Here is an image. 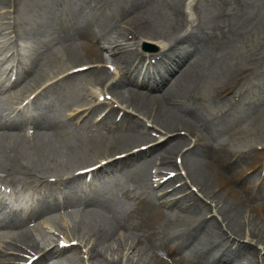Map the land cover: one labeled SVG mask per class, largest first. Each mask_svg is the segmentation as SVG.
<instances>
[{
	"label": "bare ground",
	"instance_id": "bare-ground-1",
	"mask_svg": "<svg viewBox=\"0 0 264 264\" xmlns=\"http://www.w3.org/2000/svg\"><path fill=\"white\" fill-rule=\"evenodd\" d=\"M127 2V10L128 12L130 11V15H127L128 20L125 23L122 21L124 24H127L128 22L126 29H124V24V26H116L113 24L111 12L106 4L103 5L99 11L96 8L92 10L90 14L79 16L77 22L72 21L69 25L64 24V30L67 34H64L63 32V34L59 33V37H55L54 39V41L58 43L57 48L62 51L61 59H54L53 57L55 56V53L53 54L52 50L49 51L50 49L47 50L48 43L46 45L44 40L40 41L38 43L40 52L36 53L34 59L21 68L16 77V81L10 83L11 86L9 87H13L18 79H27V81L30 82H35L40 79L43 76L41 74L46 73L47 67L50 64V59L57 60V65H54L55 67L51 68L60 69L62 66H65V69L62 71L66 70V68L69 69L78 65L88 64L86 70L71 73L65 76L64 80L78 76L83 79L82 76L84 75L89 77L90 81L104 85L106 79H108V75H106V70L102 67H94L93 63L101 61V50L99 52L95 43V37L97 36L92 32L93 26L95 27L94 29H108L110 33L107 32L103 39L109 46L108 48H111L113 45L111 50L116 51V54L119 53L116 56V60H113L120 62L122 64L121 69L128 72H125V75H118L119 77L114 81H109L110 92L112 94L107 90L106 92L112 96V99L122 101L127 105V108H130V110L134 111L136 114L141 115V117L148 119L150 123L164 132H175L179 129L183 130L187 136L195 138L193 146L181 156L184 160L183 164L187 167L185 171L187 170L186 178L188 182L191 186L196 187V191H198L202 199L206 198L209 200L210 207L212 205L211 208H213L215 215L219 216V223L227 232L230 234L232 232L240 237L245 230H247L249 240L254 239L256 243L263 245L264 233L260 231V228L264 227V205L261 208H259L258 205H252L254 197H252L251 189H248L243 183H239L238 180L234 179L231 171L228 170V168H225L228 167L226 166L228 158L224 162V157L232 152L225 148L224 144H218L216 138H214L209 132V128L211 127L208 122L203 118L200 119L197 117L194 113L195 109L193 110L192 107H187V105H185L186 100L182 96L189 89H187V85L190 84V80L198 81L201 80L202 77L204 78L206 69L209 68L214 60V55H212V53L215 50L212 52L209 51V49L204 48L211 41L207 40L202 42L200 36L194 34L193 31L190 30L177 38L174 45L175 48H169L168 46L164 47V45H161L163 44L162 42L159 43L160 51L155 54L158 57L153 63L157 64L159 61H170V65L164 67L163 72L158 75L154 81H138L136 79V74L134 73V68H130L131 64L129 65L127 60L130 61L132 58H137L139 61L141 58L140 56L135 55V51H130V49H127L126 46H124L127 44L126 36L127 34H135L137 31L136 29L150 30L151 25L153 24H151V22L154 21V17H156V14L160 11L157 12L158 5L156 6L154 3L151 4V0H129ZM1 3H4V0ZM170 5L171 6L165 5V7L169 8L171 11L173 10L174 13H177L176 11H178L175 15L174 21L177 29L181 30L184 26L183 17L185 16L182 17L181 12L178 10L180 5ZM41 7L38 9H41ZM65 9L67 8L65 7ZM250 15L251 14H241L237 16H242L248 19ZM68 17H71V15L69 14ZM134 25H137L138 28L133 29ZM48 29L49 28H47V30ZM171 30H173V28ZM95 31L96 30H94V32ZM146 36L148 37L149 35ZM177 44L182 45V48L176 49ZM172 48H174L175 51ZM52 49L55 48L52 47ZM172 50L173 53L170 54ZM39 58L42 60L41 67L39 66ZM187 58L191 59L187 61L185 67L177 70L179 64ZM206 60L208 61L206 62ZM74 61L79 64H75ZM66 65L69 66L66 67ZM86 81L84 80V82ZM201 81H203V79ZM192 86L194 87L193 84ZM49 89L51 90V88ZM221 89L216 90L215 94H220ZM82 90H84V88ZM22 91H24V88L17 90L16 94H20ZM48 98H46V100H48ZM49 101H46V103ZM65 101H67L66 98ZM48 105L46 104V106ZM92 112L93 110H90V114H92ZM255 113L256 112H254V114ZM111 116V108L96 124H93L90 121V116H86V118H84L79 124V134L76 133L77 130L75 133L68 130L67 123L65 124L66 120L61 117L50 116V113L39 112L32 118L20 117L3 119L0 117V158L2 157V162L8 166L1 167L0 165V173L4 174V179L7 183L14 186L18 184L24 185L32 183L33 180H28V178L37 177L40 179L45 174H49L50 176H54V179L60 180L58 175H60V172H67V169L61 170L63 167H57V165L52 162L53 160L50 161L47 157H44V166L41 164V157L46 154L47 150H49L50 153L54 152V154L58 153L59 155H62L64 150L65 154L67 153L68 158L63 157L59 164L66 166L76 165L80 161L101 155L100 158L105 159L106 162L103 165H100L98 169L116 168L119 173L129 175L128 179L131 183L143 179V175L137 172V170L144 169L147 163L150 164L152 161H156L158 163V168L160 169H165L166 166L172 167L175 165L170 162L169 158L173 155L174 160L175 154L179 151L180 146L185 144V139L182 138L181 135L175 133L173 134V137L166 138L143 151L126 155L124 159L109 160V158L113 156L112 152L108 153L111 149L125 146V148H122L124 151L128 148L130 149V147L136 142H138L137 145H139L140 143L153 140V138L138 130V128L141 129L140 125L138 124L137 126L135 121H133L128 114L122 113L118 122L112 121ZM211 126H213V124ZM224 127L225 125L222 126V128ZM24 130H27L29 136L25 135ZM71 135L73 136L72 140H69L70 143L63 141L66 137ZM45 138H47V140H45ZM51 142H56V144L51 145ZM46 146L47 149H45ZM248 154L250 155L252 153ZM47 155H49V153ZM48 160L50 166H47ZM96 161L98 162L99 159L93 160L92 163L81 165L77 168L93 165ZM68 169L70 170L69 167ZM141 182L145 184L143 181ZM184 191L185 190H183V192ZM120 192H122L123 196L127 199H130V197L133 196L131 197L133 204L128 211H124L122 207L119 206L120 204L118 205L115 202L116 200L114 201L113 199L106 197L105 194L101 193L99 190H93L86 193L82 198L70 194L65 197L61 203H40L26 209L25 211L8 210L4 215H2L0 211V226H19L23 228V225L27 223V221H31L40 215L64 207H77L78 209L76 211H64L63 213V215L68 217L79 214L77 222H75L69 231H64V234L71 238H76L83 247H86V256L88 259L96 262V264H225L227 261L236 257H241L245 262L244 264H253V262H256L257 252L250 249L249 245H236L235 248H232L235 243L234 241H231V245L224 247L225 245L218 242L214 230L201 228V226L195 222L196 220L194 221L191 213L198 211L200 215H205L206 207H204V204L201 205L198 198L191 193H186L185 196H181L180 198L158 202L156 198L149 197L150 195L148 196L147 193H145L144 196L140 193L132 194L130 196L129 191L124 188ZM147 192L149 193L148 190ZM262 201L264 202V198H262ZM163 206H166L167 208L170 207V209L164 210ZM170 214L172 215L171 217H173L174 214L175 216H178L179 226H176L175 223L169 222ZM246 218L247 222H245ZM215 220L209 219L207 221L208 223L211 222L212 227L218 232V236L221 230L220 227L216 228L215 225L217 222ZM117 233L120 235L119 244L117 243L119 250H124L127 253L129 252V256H127L126 259L123 253L118 259L116 258L117 256L108 259L106 252H102V249L108 245V242L115 239ZM130 237L131 239L128 241ZM16 243H19L30 250H35L37 248V243L32 238L31 234L27 233L25 229H21L15 239L8 241L3 249L0 250V264H17L16 261L22 259L20 255H13L11 252H6L19 250ZM112 245L114 244L112 243ZM110 247L108 248L110 249ZM66 248H70V245L66 246ZM64 249L65 248H58L57 245L53 246L41 256H38L34 264H43L47 257L63 254ZM115 250H110V252L114 253ZM73 253V249L70 248L68 255H72ZM68 255H62L65 256L62 258H68ZM62 258H59L56 261L53 260L48 264H58L59 260ZM260 258L262 257L260 256ZM123 259H125V261Z\"/></svg>",
	"mask_w": 264,
	"mask_h": 264
},
{
	"label": "rangeland",
	"instance_id": "rangeland-1",
	"mask_svg": "<svg viewBox=\"0 0 264 264\" xmlns=\"http://www.w3.org/2000/svg\"><path fill=\"white\" fill-rule=\"evenodd\" d=\"M127 1H129V0H111L112 5H113V9H114V11H112V15H113L112 22L116 26L123 25L128 20V16L130 15V13H129L130 11L128 12V10H127V6H128ZM151 1H152L151 4L154 3L156 6L158 5L157 6L158 7L157 12L160 11L156 14V17H154L155 22L154 21L151 22V24L152 23L153 24L155 23V24L154 25L152 24L150 30H148V31L137 29L139 34L137 35L136 38L129 39V42H128L129 47H126V48L127 49H134L136 47V44L138 43V39H141L143 41H146V43H148V46H149L146 49V55H153V54L155 55V54H157L156 52L159 49L157 47V45H159V43L162 42L163 44H161V45H164V47L168 46L169 48H171V47L175 48L174 45H175V41L177 40V38L181 37V35L183 33L189 32L188 29L193 31L194 34L199 35L201 39H202V37H206L211 41L209 44H207L204 47L206 49H209V51H212V52L215 50L212 53V55H214L213 56L214 60L212 61L209 68H207L208 70L206 69V71H205L206 72L204 74L205 79L202 77L201 80L203 79V81L193 80L194 83L192 80H190V84L187 85V89L188 88L189 89L182 96L186 100L185 105H187V107H192L193 110L195 109V111H194L195 115L197 117H199L200 119L203 118L204 120H206L208 122L209 126L211 127V128H209V132L212 134V136L214 138H216V140L218 141V144H224L225 148H227L230 152H232L231 154L226 155L224 157V162L228 158L226 161V166H228V167H225V168H228V170L231 171V174L234 177V179L238 180L239 183H243L246 187L248 186V189H251V193L253 195L252 197H254L252 205H254V206L258 205V207L261 208L264 205V202L262 201V198H264V0H151ZM156 1H158V2H156ZM187 1H189V8H190L191 14H192V19H190V20H189L188 16H186V14H185V16L188 18L189 21L186 19V17H183L184 13L182 11L184 8V5H186ZM1 2H3V0L0 1V58L2 55L1 51L5 48L6 49L10 48L11 51H15V53L16 52L19 53L20 63H21L20 67L22 65L27 64L32 59H34V57L36 56V53L40 52L39 48H38V46H39L38 43L40 41H43V40L46 43V45L48 43L47 50L50 49L49 51L52 50V53L53 54L55 53L54 54L55 56L53 58L57 59V60L61 59L62 51H60L57 48L58 43H56V41H54L55 37L57 38V37H59L60 34H63V33L67 34V32L64 30V24L69 25L72 21L77 22V18L79 19V15H78L79 10H81V9L87 10L88 9L87 7H85L86 4H88L87 0H85V1L84 0H55V1L54 0H9V2H6V0H4V3H1ZM90 4H92V2H90L88 4V6H90ZM170 4H175L177 6L180 5L179 11L181 10L180 12L182 14L183 23H184V26L181 28V30L177 29L176 23L174 21L175 15L177 13H174L173 10L171 11L169 8L165 7V5L171 6ZM40 7L43 10V12L41 9H38ZM65 7L67 9H65ZM60 8H61V10H60ZM163 8H165L166 10ZM168 9H169V11H168ZM57 11H59L60 13ZM61 11H62V13H61ZM115 11H116V13H115ZM55 12H56V15H55ZM69 14L71 15V17H68ZM163 14L165 17L163 16ZM241 14H243V15L251 14L252 16L250 15V17L248 19H246L242 16H237V15H241ZM155 18H159V19H155ZM240 19H241V21H240ZM150 20H152V19H150ZM185 20H186V22H185ZM60 21H63V22H60ZM158 21H159V23H158ZM169 23L171 24V26ZM237 24L239 25V27ZM124 25H123L124 29H126L128 22H127V24H124ZM152 26H154V27H152ZM159 26H161V27H159ZM136 27H137V25H136ZM47 28H49V29L47 30ZM94 28L95 27L93 26V32L92 33H94V35L97 36V37H95L98 39V43H99V46H97V47H98V50L99 49L101 50V52H100V50H99V52L101 53V57H103L101 60L105 59V61L110 62L115 67V70H114L115 75H112L110 78L108 76V79H106V81H105L104 87L101 88L103 91L107 90L110 92V85H109L110 82L114 81L116 78H118L121 75H125V72H128V71L121 69L122 64L120 62L114 61V60H116V56L119 53L116 54L115 53L116 51H112V50L109 51L108 50L109 46L106 44V41L103 39V37L106 36L107 32L110 33L108 31V29L103 30L101 28H98V29H94ZM172 28H173V30H171ZM61 30H63V31H61ZM94 30H96V31L94 32ZM169 31H171V32H169ZM10 32L12 34H14L15 38L12 37V34ZM152 32H154V33L151 34ZM217 32H218V34H217ZM159 33L160 34L162 33V34L160 35ZM144 34H145V36H144ZM156 34H158V35H156ZM171 34H172V36H171ZM207 34H210V37H208ZM146 35H149V36L147 37ZM221 37H223L224 39ZM178 45H179V47H178ZM152 46H153V48H152ZM52 47L55 48L57 51L55 49H52ZM174 48H172V49L175 51ZM178 48L181 49L182 45L177 44L176 49H178ZM40 50H42V49H40ZM173 50L170 52V54L173 53ZM144 51H143V54H144ZM22 53H24V55ZM135 55H136V53H135ZM190 59L191 58H189V59L187 58V59L183 60L179 64V67H177V70L182 69V67L184 68L187 61ZM57 60H53V59L49 60L50 64L47 67L48 72L43 73V74H45L44 79L50 77L51 75H55L56 73H58V71H60L59 68H51V67H55L57 65ZM134 60L135 59L132 58L130 61L127 60V62L130 65V63L133 62ZM207 61L208 60H206V62ZM74 62H75V64H78V62H76V61H74ZM166 62L168 64L167 63H161L160 65H158L157 67L154 68V71H160L164 67H167L168 65H170V61H166ZM41 63H42V60L39 58V66L40 67H41ZM134 66H139V64L135 65V62H133L132 65L130 66V68H134ZM48 68H51V69H48ZM0 69H1V63H0ZM141 72H143V74H145V78H144V80H145L146 79V71L144 70V68L141 69ZM43 74H41V75H43ZM205 75H207V76H205ZM82 77H83V79L78 76V77L69 78L67 80H63V81L59 82L58 84H56L59 88L56 85H53L54 87L53 86L50 87L51 90L50 89H48L47 91L45 90V93L43 95H40V97L38 98L37 105H35V108H37V109L40 108L43 110L45 109V111L50 113V116H55V117H61V115L59 114V110H58V109H61V110H63L62 115L66 116V117L68 116V117L73 118L74 116H71L70 111L72 110V108L77 107L78 104H75L76 106L71 105V104L73 102L77 101L78 99L81 100L80 99L81 94L83 95V93H84V94L89 95L90 88L93 86H96L95 84L90 86L91 82H88L89 77H86L84 75ZM0 80L3 81L4 79L0 78ZM79 80H81V81H79ZM84 80L85 81L87 80V81L84 82ZM41 81H42V79L39 82H41ZM199 82H201V83H199ZM22 83L24 84V80L19 81L16 85L20 86V85H22ZM61 84H62V86H61ZM192 84L194 85V87L192 86ZM195 84H197V85H195ZM35 86L36 85H32L31 87H29L27 85V90H31ZM80 86H82V87H80ZM225 86H227V87H225ZM83 88H84V90H82ZM98 88H99V86H98ZM221 88H223V89H221ZM9 89H12V88H9ZM75 89H77V90H75ZM219 89H221L220 94H218V95L215 94V91L219 90ZM74 90H75V92H74ZM189 90H191V91H189ZM186 93H187V95H186ZM4 94H6V92ZM4 94H2V93L0 94V98H2L1 103L4 106H7L8 104L13 103L16 99L18 100V98L14 97V96L11 97V96L4 95ZM188 94H189V96H188ZM88 97H87V100H88ZM185 97H187V98H185ZM46 98H48V100H46ZM65 98L68 102L65 101ZM69 100H71V101H69ZM87 100L85 101L86 103L83 106H92L93 103H91L90 100H88V101ZM46 101H49V102L46 103ZM41 103H43V104H41ZM46 104L47 105L49 104L48 105L49 107L46 106ZM115 104H117V106H118L116 109L121 108L124 111L129 112L128 115L130 116V118L134 119L135 121H137L140 124L142 131L147 132V129L143 128V121L145 120V118L141 117V115H139V114L131 112L132 110L130 111L129 110L130 108H126L125 106H127V105L125 103H123L122 101L118 100L115 102ZM68 106H70V107H68ZM247 109H248V111H247ZM51 111H52V113H51ZM254 112H256V113L254 114ZM84 114H85V112L79 118H82L84 116ZM251 115H252V117H251ZM2 117H4V116H2ZM93 117H94V114L92 115V120H93ZM112 119H113V115H112ZM248 120L253 124H251ZM219 123H221V124H219ZM65 124L68 126V130H71L74 133L77 130L76 133L79 134V128L72 129L71 127H69V124L72 125L71 121H67V122H65ZM212 124H213V126H211ZM151 125L156 130H158L160 132V134H162V133L164 134V136H165L164 139L169 138V137L171 138V137H173L174 133L176 134L177 131H180L178 129L175 132H164L163 130L159 129L155 125H153V124H151ZM224 125H225V127L222 128V126H224ZM228 128H230V129H228ZM151 129H153V128H151ZM181 131L183 132V134H180V135L182 136V138L185 139L184 140L185 144L183 146H180V149L176 153L177 155L175 154L176 155L175 157H178V154L182 156L183 153H185L187 150H189L193 146L194 139H195L192 136H187L183 130H181ZM215 132H217V133H215ZM227 132H228V134H227ZM73 135L66 137V139H64L63 141L70 143L69 140H72ZM77 137H78V135H77ZM45 140H47V138H45ZM55 144H56V142L55 143L51 142V145H55ZM122 148H125V146H123L121 148H117V149H111L108 153L114 152V151L115 152L121 151ZM45 149H47V146L45 147ZM48 153H49V155H47ZM52 153H53V155H52ZM52 153H50L49 150H47L46 154L42 156L43 158L41 157L42 166H44V164H45L44 157H47V159H49L50 161L53 160L52 162L55 165H57V167H59V168L63 167L61 170H63V169L69 170L68 167L70 169H73L76 166L80 165L81 162H82V164L87 163V162L93 161V159H97V157L101 156V155H99V156H96V157L91 158V159H85L86 161L85 160L80 161L76 165L74 164L71 166L70 165L66 166V165H62V164L60 165L59 164V162L62 160L63 157L68 158L67 153L65 154L64 150L62 152V155H59L58 153L54 154V152H52ZM248 153H252V154L249 155ZM58 157H60V158H58ZM229 157H230V159H229ZM169 159H170L171 163H174L173 155L170 156ZM49 160L47 161V166H50L48 163ZM250 161H251V163H250ZM183 162H184V160L181 157L180 162L175 163V165L173 167H170L171 169L177 167V170H176L177 177L174 178V181L180 182L181 184L179 186L181 188H183V189H181L180 187H178L177 192L180 194H182L184 192L185 193H191L193 196L197 197L199 202L201 203V205L204 204L205 205L204 207H206L205 218H207V220H209V219L215 220L216 219L215 221L218 224V225L217 224L215 225L216 228L219 227V225L221 226V224L219 223L220 222L219 216L215 215L213 208H211L212 205L210 207V203L208 204V202L206 200L202 199L201 195L198 193V191H195V190L191 191V189H189V187H187V185H190V183L188 182V180L186 178L187 170L185 171V169L187 167H186V165L183 164ZM152 163H153V161H152ZM242 163H244V164H242ZM150 164L147 163L146 166L144 167V169L137 170V172H139L140 174L143 175V179H139V180L135 181L134 183H131L130 180L128 179L129 175L122 174V173H117L115 175V172L113 170H107V172H105V174H104L105 178L104 177H98V176L93 177V184L94 185L97 184L96 187L97 188L99 187V189L106 196H109L114 201L116 200L115 202H117L118 205L120 204L119 206L122 207L123 210L128 211L129 207L131 206L130 204H132V200H131V197H133V196H131L132 194L140 193L142 196H144V194L147 193L148 196L150 195L149 197H151L153 195L152 191H150L151 194H150V192L149 193L147 192V190L150 189L149 180L147 178V176H148L147 174H149V169L151 166ZM0 165L2 166L1 163H0ZM239 167H241V168H239ZM152 168L155 169V167H152ZM179 168H182V170L184 172L183 180L185 182H183L182 179L180 178V176H178L179 171H180ZM165 171H167V170H165ZM165 171H163L162 173H164ZM180 172L183 175V172L182 171H180ZM66 174L67 173H63V175H66ZM110 176L113 178H111ZM232 176H230V177H232ZM28 179H30V178H28ZM122 180L124 183L122 182ZM102 181L104 184L102 183ZM141 181H143L145 184H143ZM77 183L79 184V181H77ZM135 186H136V188H135ZM138 186H140V187H138ZM173 187H174V184H170L169 188H173ZM123 188L127 189L129 191V195L131 196L130 199L125 198L123 196L122 192H120V191H122ZM195 189H196V187H195ZM183 190H185V191L183 192ZM140 191H142V192H140ZM159 191H157L158 195L160 193ZM175 194L176 193H174L172 196H168V197H167V194H164L161 196V199L162 200L170 199L173 196H175ZM77 209H78L77 207L72 208L73 211L74 210L76 211ZM164 209L168 210V208H166V207ZM171 214L169 217V222L175 223L176 226H179L178 216L176 215L177 216L176 217L174 214L173 217H171L172 216ZM191 215H192V218L194 219V221L196 220L197 222H199L200 225H203V227L205 229H209V230L212 229V230H214L215 235L218 234V232L215 231V228L212 227L211 222L208 223L207 220H204L203 218H201L200 217L201 215L198 211H194L193 213H191ZM78 218H79V214L73 215V218L63 215L61 218H59L58 216L53 217L52 221L40 220L39 222H43V223L50 224L53 226H57L59 224L61 228H64V224L67 223L68 221H71L72 225L67 230V231H69L72 228V226L75 224V222H77ZM43 219H45V218H43ZM245 222H247V218L245 219ZM32 224L35 227L34 230H36L38 228L37 223L32 222ZM67 225H68V223H67ZM61 228H58V231L62 232L64 234V231L63 230L61 231ZM17 230L18 229L16 227H4V228L0 227V246L4 242H6L5 240L11 239L12 237L14 238L16 236V234L19 233V231L17 233ZM260 231L262 233H264V227L260 228ZM33 233L35 235L36 231H34ZM118 233H117V236L115 237V239L109 241L108 245L104 249H102L103 250L102 252H104V251L106 252L108 259H111V257L115 258L116 256H117L116 258L118 259L119 257H121L122 253H123V255H125V259L127 256H129V252L127 253L124 250H119V246L117 245V243L120 241L119 240V238H120L119 234L120 233L119 234ZM219 235H222V236H217V240H218V242L221 240H224V242L222 243V245H225L224 247L231 245V241H234V243H235L232 248H235L236 245H241V246L242 245H249L250 249H253L257 252L256 260H255L256 262H253V264H264V261H263L264 256L262 254L264 252V246H263L264 244L263 245L258 244L254 241V239L249 240V237L247 236V230H245V232L241 235L242 237L236 236L232 232L230 234L225 229L223 232L220 231ZM229 235H232V238H230L231 236L229 237ZM130 239H131V237L128 239V241ZM115 242H116V244H115ZM112 243L114 245H112ZM110 245H111V247H110ZM108 247H110V249ZM113 247H115V248H113ZM84 248L86 251V247H84ZM110 250H115L117 252L114 251V253H113V252H110ZM115 253H117L118 255ZM13 255H17V254H13ZM41 255H39V256H41ZM260 256L262 258H260ZM55 259H56V257H49V258L44 260L43 264L45 262H49V260L53 261ZM125 259H123V260L125 261ZM63 261H65V260H63ZM71 263H68V264H71ZM244 263L245 262L243 261V259L241 257H236V258H233V259L227 261L225 264H244ZM46 264H48V263H46ZM86 264H89V262L87 261Z\"/></svg>",
	"mask_w": 264,
	"mask_h": 264
}]
</instances>
